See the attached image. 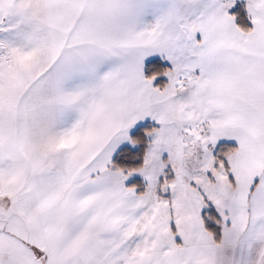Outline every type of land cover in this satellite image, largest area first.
I'll return each instance as SVG.
<instances>
[{
  "label": "snow or ice",
  "instance_id": "snow-or-ice-1",
  "mask_svg": "<svg viewBox=\"0 0 264 264\" xmlns=\"http://www.w3.org/2000/svg\"><path fill=\"white\" fill-rule=\"evenodd\" d=\"M0 264H264V0H0Z\"/></svg>",
  "mask_w": 264,
  "mask_h": 264
}]
</instances>
